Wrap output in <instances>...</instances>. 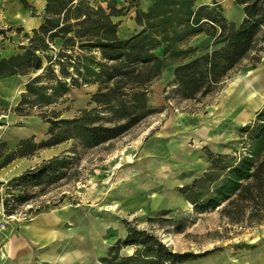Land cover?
Masks as SVG:
<instances>
[{"label":"trees","instance_id":"1","mask_svg":"<svg viewBox=\"0 0 264 264\" xmlns=\"http://www.w3.org/2000/svg\"><path fill=\"white\" fill-rule=\"evenodd\" d=\"M20 1L27 7L25 0ZM92 2L45 0L39 26L24 33L22 28H15L25 43L17 46V52L0 58V79L27 77L13 112L30 116L36 109V115L48 124L43 139H20L13 150L0 142V167L72 142L67 154L43 160L8 182L9 191L2 199L7 217L17 206L44 193V187L76 175L73 161L77 148L108 144L159 113L150 104V87L167 66L175 67L173 80L164 87L165 100L200 102L221 89L239 68H255L264 51V0H234L243 15L239 24L228 20L216 2L196 7L195 0H154L146 12L139 9L138 0H102L104 6ZM132 8L140 30L122 38L118 35L119 22L112 17L125 16ZM10 30L0 29V35ZM202 32L213 37L211 47L201 51L178 47ZM56 40L61 41L59 48ZM93 84L96 91L75 116L66 118L54 109L67 100L65 95L72 88ZM234 143L238 147L228 153L203 147L207 169L177 191L194 212L217 210L225 225L253 228L264 222V103L252 121L238 127ZM26 186L40 189L27 194L23 191ZM49 207H31L27 213L34 216ZM176 219L174 228H179L183 215ZM125 227V235L108 247L97 264H180L205 253L173 251L152 230L127 221ZM129 247L131 252L122 253Z\"/></svg>","mask_w":264,"mask_h":264},{"label":"crops","instance_id":"2","mask_svg":"<svg viewBox=\"0 0 264 264\" xmlns=\"http://www.w3.org/2000/svg\"><path fill=\"white\" fill-rule=\"evenodd\" d=\"M25 2L37 8L35 14L25 8L20 0H0V29H12L5 32V35H0V58L17 52L15 42L19 33H15V28H22V33L30 32L41 23L45 0H25ZM138 2L139 9L146 12L154 0H138ZM213 2L223 8L224 15L228 20L238 19L240 15L241 22L243 17L241 8L238 6L239 13L231 5L234 4V0H195V6ZM92 3L105 5L102 0H93ZM134 11V9H130L125 16L112 17L114 22H119L118 35L122 38L132 36L140 30V27L135 23L134 15H131L134 14ZM128 19L131 20L128 21ZM240 22L234 23L239 24ZM22 40L19 44L25 43L23 37ZM212 42L213 37L202 32L189 37L178 47H194L201 51L211 47ZM55 43L59 48L61 41L56 40ZM174 67V65L167 66L150 89V104L160 110V117L165 114L164 118L160 123L154 122L147 126L138 141L137 152H134L136 149L129 148L131 151L129 150L124 156L111 159L109 165L111 168H105L102 171L106 174L110 173L112 187L143 175L144 180L139 179L138 184L145 188H150L147 181L151 179L154 185L164 187L165 191H168L169 185L173 183H176L173 185L177 189L189 184L207 169L208 161L202 151L204 146L216 153H227L216 151L217 145L224 141H221L220 136L219 140H215L214 137L217 134L211 136V130L204 125L203 121L206 119L202 115L192 117L185 113H176V108L173 107L171 101L165 100L164 87L173 80ZM26 80V76H9L0 79V109L1 106L8 108L6 114L0 110V142H5L7 150H13L20 140L15 136L16 126H23L25 119L30 117L16 115L12 110L20 99V93L23 91ZM96 89V84L72 88L65 95L67 101L64 107L71 103L77 109L66 118L73 117L78 110L86 107L90 95ZM62 116L65 117L63 114ZM2 118H6V120ZM44 124L43 138L46 137L48 128V124ZM30 136L40 140L33 133L25 138ZM206 136L208 139L205 140ZM189 139H192L193 143L187 146L185 143ZM195 141L200 144L197 145ZM59 146L61 145L40 150L38 153L49 152ZM53 155L56 153H51L50 157ZM33 157L15 159L6 166L0 167V183L3 182V179L18 176L22 169H32L42 159L50 158L43 153L42 159L39 161H35L32 159ZM1 161L2 159H0V163ZM182 172L184 175L180 176ZM4 175L6 176L3 178ZM180 178L183 180L181 184L178 181ZM90 191L92 192L91 197L87 196L86 191L80 197L78 194L70 197L68 201L64 199L56 206L43 209L28 221L16 220L11 221L4 228L0 226V264H75L78 262L81 264L89 256L96 261L98 258L91 255L95 242L100 243L102 247H107L115 242L116 239L110 234L114 228L119 229L118 235L125 234V223L119 222L116 216H119L117 212L126 213L127 207L119 206L117 200L113 199L109 200L110 203H97L99 197L95 198L92 189ZM2 197L0 188V223L4 217ZM113 205L116 206V209L112 208ZM256 228L257 234L249 241L254 247L242 251L241 255L234 259L235 264H264V222Z\"/></svg>","mask_w":264,"mask_h":264},{"label":"rangeland","instance_id":"3","mask_svg":"<svg viewBox=\"0 0 264 264\" xmlns=\"http://www.w3.org/2000/svg\"><path fill=\"white\" fill-rule=\"evenodd\" d=\"M231 5L240 13L238 6L233 3ZM25 8L31 10L32 14H35L37 11L35 6L32 7L28 3ZM131 15H135V11L134 14ZM240 19L241 16L239 15L238 19H232V21L238 23ZM130 20L131 19H128V21ZM22 41L21 33L15 42L16 49ZM167 85L168 84H166L165 87ZM170 90L171 88L168 87L167 91ZM168 101H171L173 107L176 108V113H185L192 115V117L195 115H202L204 119H206L203 121L204 125L211 130V136L217 134L218 136L216 135L214 139L219 140L221 137V141H224L217 145L218 148L216 151L231 152L232 148L237 145L234 142L238 140V127L252 121L254 114L264 103V51L261 53V60L255 68H239L237 71L230 74L224 81L221 89L205 97L200 102L180 100L179 98H170ZM65 102L56 105L54 109L63 112L62 114L68 117L72 115L77 108L71 103L64 107ZM0 110H2L3 114L8 113V108L4 106H1ZM37 111L38 110L35 109L34 115H30L29 118L25 119L23 126H16V129H14L16 137L23 139L27 137V135L33 133L37 138H43L42 130L45 128V126L43 128L45 124L36 115ZM164 116L165 114L160 117V113L150 115L139 124L129 129L126 133L111 140L108 144L92 149L77 148L74 156L75 161H73V164L76 165L75 172H77V174L69 175L66 179H62L44 187V193L36 195L26 203L17 206L12 216L7 217L4 215L0 226H6L11 221L16 220H30L33 214H30V218L28 216L26 217L28 207H33V209H35L44 205L50 207L55 206L54 204L58 205L64 199L68 201L70 197H74L78 194L80 197L84 195L86 191L87 196L91 197L92 192L90 190L92 189L95 198L99 197L97 203H110L111 201L109 200L113 199L117 200L119 206L124 205L127 207L126 213L128 214L123 211L122 213L117 212L120 216H116L119 222L126 223L127 221L138 228L152 230L173 251H190L193 253L205 252L199 258L180 264H235L234 259L238 258L242 251L247 250V247L251 245L249 241L257 234L256 227L241 228L237 226H227L219 218L217 210H210L203 213L194 212L192 206L185 202L182 195L177 191L176 186L173 185L176 183L170 184L169 190L165 191L164 187L154 185V182L149 179L150 181L147 182H149L150 188L148 189L138 184L139 179L141 181L144 180L142 175L141 177L136 176V178H131L128 181H123L112 187L113 184L111 183L110 173L108 172L106 174V172H102L105 168H111V166H109L111 159L124 156L129 152V148L136 149L133 151L137 152L139 147L138 141L147 126L154 122L160 123ZM2 119L6 120V118ZM20 123L21 122H19V125H21ZM204 139L206 140L208 137L206 136ZM192 143V139H189L185 144L189 146ZM195 143L197 145L200 144L198 141H195ZM59 145L61 146L49 152H41L40 154L38 153L39 150L32 159L35 161L41 160L42 153L46 157H50L51 153H56V155L67 154L66 150L72 146V142L67 141ZM134 146L136 148H133ZM203 154L205 155L204 151ZM47 159L49 158H44L42 161ZM41 162H39L38 165ZM38 165H34L32 168ZM28 169L31 168L22 169L20 174ZM70 173L72 174L74 171L70 170ZM183 175L182 172L180 176ZM5 176L6 175H4L3 178ZM12 178L14 177H10L6 180L3 179V182L0 183L3 195L2 199L6 192L9 191L7 190V184H9L8 182ZM178 181L180 184L183 182L181 178ZM151 182L153 183L151 184ZM23 188V191L27 194L38 192L40 189L38 187L31 188L28 186ZM152 192H154V194H152ZM113 207L116 209V206L113 205L112 208ZM161 211L169 212L162 215L160 213ZM179 214L183 215L184 220L179 228H174V220H177L176 218ZM150 217H154L155 221L149 222L148 218ZM118 232L119 229L114 228L110 234L114 236L115 239L119 237L122 238L125 235L120 236ZM109 246L102 247L100 243L97 244V242H95L93 250H91V255L99 259L106 255ZM132 249V247L125 248L122 250V253H129ZM98 259L95 261L89 256L81 264H97ZM75 264L80 263L78 262Z\"/></svg>","mask_w":264,"mask_h":264},{"label":"built area","instance_id":"4","mask_svg":"<svg viewBox=\"0 0 264 264\" xmlns=\"http://www.w3.org/2000/svg\"><path fill=\"white\" fill-rule=\"evenodd\" d=\"M29 208H31V207H28V209H29ZM27 216L30 218V217H31L30 213H26V217H27ZM29 218H27V219H29ZM1 227L4 228L3 225H1Z\"/></svg>","mask_w":264,"mask_h":264},{"label":"bare ground","instance_id":"5","mask_svg":"<svg viewBox=\"0 0 264 264\" xmlns=\"http://www.w3.org/2000/svg\"><path fill=\"white\" fill-rule=\"evenodd\" d=\"M242 117H244V116H242ZM242 117H241V118H242ZM245 117H246V116H245Z\"/></svg>","mask_w":264,"mask_h":264}]
</instances>
